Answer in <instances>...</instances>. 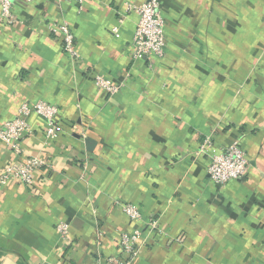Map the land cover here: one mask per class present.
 Here are the masks:
<instances>
[{
  "label": "crops",
  "instance_id": "obj_1",
  "mask_svg": "<svg viewBox=\"0 0 264 264\" xmlns=\"http://www.w3.org/2000/svg\"><path fill=\"white\" fill-rule=\"evenodd\" d=\"M145 1L19 2L14 25L0 6V130L38 102L62 124L49 141L32 116L24 151L46 165L31 186L0 184V264H112L136 231L131 264H264V0H159L166 47L153 69L131 59L139 17L127 6ZM55 22L72 27L78 62ZM97 75L121 90L108 95ZM237 140L248 174L219 188L203 146ZM13 159L0 141V173Z\"/></svg>",
  "mask_w": 264,
  "mask_h": 264
},
{
  "label": "built area",
  "instance_id": "obj_2",
  "mask_svg": "<svg viewBox=\"0 0 264 264\" xmlns=\"http://www.w3.org/2000/svg\"><path fill=\"white\" fill-rule=\"evenodd\" d=\"M35 0H0L2 18L9 25H14L16 17L14 7L19 2L27 4ZM83 5L86 0H75ZM127 10L136 13L139 17L132 42L131 59L134 62L143 61L149 69H153L157 60L165 55L166 47V22L161 11L159 0H146L139 6L128 5ZM123 22V19L119 20ZM53 33L60 38L64 53L72 63L80 60L77 49V42L72 27L66 22H55L52 25ZM114 34H119L118 28L113 29ZM94 84L104 90L108 95L114 96L122 84H116L103 75L94 77ZM32 116L42 117L46 121L44 135L46 140L52 141L60 138L62 124L59 119L60 110L58 107L38 102L36 104H25L19 114L13 120L7 121L0 130V141L14 156V159L0 173V184L7 185L17 181L26 186L33 185L38 177L39 171L46 165L45 161L36 156H27L24 151V141L31 136ZM210 142H206L203 150L210 157L208 175L211 182L219 188H225L230 182L242 180L249 171V159L245 148L239 140L232 142L219 151H212ZM122 210L132 222H139L142 219L141 211L133 204L122 205ZM155 224V222H152ZM56 230L63 241L68 242L70 226L66 222L56 225ZM140 232L123 234L119 240L122 258L110 259L112 264H131L138 255V241Z\"/></svg>",
  "mask_w": 264,
  "mask_h": 264
}]
</instances>
